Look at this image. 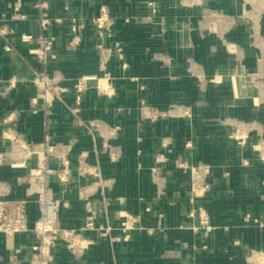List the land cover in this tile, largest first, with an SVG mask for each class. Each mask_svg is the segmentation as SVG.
<instances>
[{"label":"crops","instance_id":"1","mask_svg":"<svg viewBox=\"0 0 264 264\" xmlns=\"http://www.w3.org/2000/svg\"><path fill=\"white\" fill-rule=\"evenodd\" d=\"M12 1L0 0V24L13 30L8 40L0 35V77L18 79L6 93L0 85V152L4 153L0 199L28 198V230L11 237L0 233V264H31L38 251L33 227L40 214L37 194L26 180L35 156L12 147L3 136L7 130L35 142L47 133L51 144H63L57 153L70 160L69 181L51 174L48 182L51 194L61 202L59 225L84 224L86 207L80 190L88 186L96 228L83 233L92 242L79 257L63 242L57 243L52 264H242L232 235L244 228L255 233V228L239 225L236 210L241 199L228 192L220 166L219 132L212 124L217 118L214 107L224 104L226 86L221 81L201 88L194 73L196 67L208 73L209 37L198 28L207 1L46 0L52 21L45 32L55 37L56 50L48 71L61 73L68 87L79 75L99 73L96 43L101 39L91 19L103 4L114 16L102 39L111 77L109 93L100 92L91 81L79 102L70 90L49 113L32 111L30 79L39 64L29 52L34 42L21 39L23 33L39 29L35 0H23L25 19L11 18ZM74 22H83L84 27L78 32V44L68 48ZM82 154L98 170L102 184L97 176L78 171ZM48 158L55 167L58 157ZM198 161L214 164L212 187L195 202L209 213L214 225L210 232L196 214L190 215L191 165ZM120 211L139 214L127 240L119 229ZM106 227L109 230L102 234Z\"/></svg>","mask_w":264,"mask_h":264},{"label":"rangeland","instance_id":"2","mask_svg":"<svg viewBox=\"0 0 264 264\" xmlns=\"http://www.w3.org/2000/svg\"><path fill=\"white\" fill-rule=\"evenodd\" d=\"M206 1L198 28L209 37V67L208 73L193 67L196 83L201 88L225 83L224 104L214 107L212 123L219 132L221 171L229 194L241 199L239 225L255 228V233L236 231L231 243L239 248L242 264H264V0ZM197 163L203 168L196 169L192 188L205 197L214 164ZM203 219L210 232L214 225L206 208Z\"/></svg>","mask_w":264,"mask_h":264},{"label":"built area","instance_id":"3","mask_svg":"<svg viewBox=\"0 0 264 264\" xmlns=\"http://www.w3.org/2000/svg\"><path fill=\"white\" fill-rule=\"evenodd\" d=\"M13 12L11 14L12 19H25L28 17V13L22 9L23 0H14L10 4ZM32 7L35 8V18L38 23V31L34 33H23L21 39L24 41H33L34 45L29 49V52L38 59V68L35 71L34 76L30 79L32 86V93L30 97V103L32 111L35 113L38 110H42L44 113H49L51 106L57 100H62L64 94L68 91H72L75 101L79 102L81 94L87 88H89L90 82L94 81L97 89L103 93H109L110 89V72L107 70L108 54L107 49L102 45V39L111 30L114 16L111 14L108 7L103 4L100 6L99 14L92 17L91 22L96 28L98 37L101 39L96 46L100 49L98 56V69L99 73L94 74H82L73 79L71 87L62 83L63 76L58 71L49 73L48 65L51 59L56 56L55 50V37L45 32L48 25L52 21V17L49 14V8L46 0H35L32 3ZM84 27L83 22H74L72 24L73 36L67 42L66 47L73 48L78 44L79 37L78 32ZM12 29L6 24H0V35L6 40L9 39V34L12 33ZM119 51L121 47L115 45ZM5 50L10 49V45H4ZM125 65V64H123ZM18 83L16 77L1 78L0 85L5 89L3 93H6L8 89H11ZM75 110L77 107H73ZM13 112L9 116H13ZM92 123L91 125H93ZM8 131V132H7ZM3 131V136L9 140L12 147L21 151H27L29 155H34L36 163L31 167L27 173V182L33 185V192L37 194L36 200L39 205L40 214L35 221L33 231L38 239L37 242V255L31 260V264H52L53 253L52 248L59 242H63L67 249H69L75 256L79 257L83 255L88 248L92 239L84 235V230L96 228L94 217L95 210L93 209L91 202L87 197V185L83 186L80 190V195L85 199L86 215L84 217V224L81 227H63L59 225L58 218L61 207L59 199L53 197L48 185L49 175H55L59 181L68 182L70 176V160L65 153H57V150L63 144L56 142L51 144L49 142L50 136L45 133L43 140L35 142L24 139L21 134L15 131ZM59 147V148H58ZM47 152V153H46ZM49 154H54L58 157V162L55 167L49 165ZM4 157V153L0 152V162ZM78 171L83 174H93L98 177L100 184L103 180L99 177L97 169H92L91 166L85 160L84 155H80L78 158ZM17 165V164H16ZM23 165V163H22ZM203 168L201 164L191 165L192 170V187L198 180L196 177V169ZM203 197L198 193L190 190L189 199L192 203L190 215L198 214L200 223L204 226L205 221L203 219L204 207L201 204L196 205L195 202L198 198ZM27 202L28 198H20L17 200H5L0 199V233L11 237L14 234L28 230L27 225ZM105 204H108L104 200ZM120 223L119 229L122 232V238L127 240L130 236V231L136 226L139 219V214L131 213L129 211H120ZM208 228V225L204 226ZM109 227H106L102 234L106 233Z\"/></svg>","mask_w":264,"mask_h":264}]
</instances>
